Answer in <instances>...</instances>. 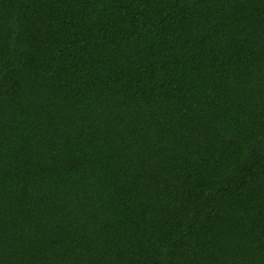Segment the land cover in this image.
Returning a JSON list of instances; mask_svg holds the SVG:
<instances>
[{"label":"trees","instance_id":"1","mask_svg":"<svg viewBox=\"0 0 264 264\" xmlns=\"http://www.w3.org/2000/svg\"><path fill=\"white\" fill-rule=\"evenodd\" d=\"M0 264H264V0H0Z\"/></svg>","mask_w":264,"mask_h":264}]
</instances>
